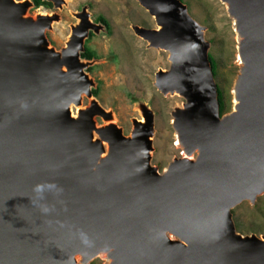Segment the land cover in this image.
<instances>
[{"label":"water","instance_id":"95a60500","mask_svg":"<svg viewBox=\"0 0 264 264\" xmlns=\"http://www.w3.org/2000/svg\"><path fill=\"white\" fill-rule=\"evenodd\" d=\"M42 1L50 13L0 0V264H264V234H241L231 212L264 194V0H218L238 64L223 114L206 28L181 0H134L155 27L132 31L166 52L152 85L181 99L179 155L161 171L149 105L134 100L124 134L92 94L86 70L104 59L81 54L107 28L85 4L57 49L47 32L68 0Z\"/></svg>","mask_w":264,"mask_h":264},{"label":"rangeland","instance_id":"374dc122","mask_svg":"<svg viewBox=\"0 0 264 264\" xmlns=\"http://www.w3.org/2000/svg\"><path fill=\"white\" fill-rule=\"evenodd\" d=\"M191 17L206 28L205 39L209 42L208 54L215 62L214 81L221 93L223 113L232 108V86L238 64L235 57L236 39L227 17L225 7L218 0H181ZM88 6L91 19L102 15L108 22V32L92 34L85 40V47L91 49L95 58L104 61L86 70L96 82L98 93L95 98L105 109H112L116 123L128 134L132 128L131 119L139 118L134 100L147 103L154 113V134L152 137V163L161 171L173 156L179 155L174 144L170 110L178 97H167L152 85L154 73L168 65L166 52L147 49L145 41L135 35L131 25L154 28L152 18L134 0H68L67 6L59 12L61 20L47 32L52 45L57 49L64 45L70 33V24L76 21L75 14L83 5ZM51 8H31L30 14L50 13ZM95 22V21H94ZM71 24V25H72ZM90 35V34H89ZM87 104L86 98L83 105ZM98 124L102 121L97 118ZM235 227L241 234H264V194L253 205L241 203L232 210ZM90 264H102L100 259Z\"/></svg>","mask_w":264,"mask_h":264},{"label":"trees","instance_id":"16d2710c","mask_svg":"<svg viewBox=\"0 0 264 264\" xmlns=\"http://www.w3.org/2000/svg\"><path fill=\"white\" fill-rule=\"evenodd\" d=\"M34 4H35V7L38 8V7H45V8H51V3L49 2H46V1H42V0H33ZM96 19L101 22L107 29H108V22L107 20L102 16V15H98L96 17ZM85 56V57H93L94 56V53L91 49H87L85 47V51L81 54V56ZM83 56V57H84ZM209 61L211 63V68H212V72H213V75H215V62L213 60V58L209 55ZM98 93V88L97 89H93L92 90V94L94 96H96ZM217 95H218V103H219V113L220 114H223V110H224V107H223V102H222V98H221V93L219 90H217Z\"/></svg>","mask_w":264,"mask_h":264},{"label":"flooded vegetation","instance_id":"af4514ba","mask_svg":"<svg viewBox=\"0 0 264 264\" xmlns=\"http://www.w3.org/2000/svg\"><path fill=\"white\" fill-rule=\"evenodd\" d=\"M94 21H95V22H98V20H97L96 18L94 19ZM71 24H72V23H71ZM71 24H70V26H71ZM92 36H93V35L90 33L89 38H91ZM89 38H88V39H89ZM83 56H84V55H83ZM83 56H82V57H83ZM83 58H85V59H91V58H95V57L93 56V57L88 58V57H85V56H84ZM87 70H88V71H91V70H92V67H89Z\"/></svg>","mask_w":264,"mask_h":264},{"label":"bare ground","instance_id":"6f19581e","mask_svg":"<svg viewBox=\"0 0 264 264\" xmlns=\"http://www.w3.org/2000/svg\"><path fill=\"white\" fill-rule=\"evenodd\" d=\"M75 17L78 19V21H80V20H82L83 19V17H82V14H80V13H77V15L75 14ZM138 36V35H137ZM140 37V36H139ZM141 38V37H140ZM152 49H154V48H152ZM163 51V50H162ZM167 95H169V94H167ZM98 117H103V115H99Z\"/></svg>","mask_w":264,"mask_h":264}]
</instances>
